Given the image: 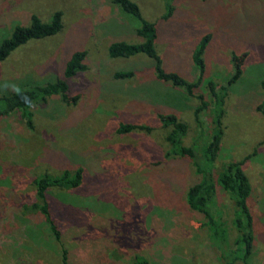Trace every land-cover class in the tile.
Here are the masks:
<instances>
[{
	"label": "rangeland",
	"instance_id": "374dc122",
	"mask_svg": "<svg viewBox=\"0 0 264 264\" xmlns=\"http://www.w3.org/2000/svg\"><path fill=\"white\" fill-rule=\"evenodd\" d=\"M130 1L155 25L163 71L196 83L194 97L162 82L143 54L107 56L111 43L144 41L135 33L138 20L109 0H0V43L32 16L48 22L57 11L62 24L0 62V96L53 82L73 53H85V69L66 81L65 100L51 96L27 107L32 129L20 112L0 119V264H62L60 249L66 264H264V118L255 111L264 100V0ZM166 5L172 11L163 20ZM203 41L200 74L192 56ZM117 72L132 75L115 79ZM208 84L225 90L215 171L250 155L242 165L250 186L248 255L236 243L230 197L216 190L209 227L185 203L196 180L191 162L165 158L161 118L184 123L183 145L198 152L210 139ZM199 95L207 107L194 119ZM119 125L142 129L117 134ZM77 168L78 187L47 193L55 243L43 216L29 208L32 180Z\"/></svg>",
	"mask_w": 264,
	"mask_h": 264
},
{
	"label": "trees",
	"instance_id": "16d2710c",
	"mask_svg": "<svg viewBox=\"0 0 264 264\" xmlns=\"http://www.w3.org/2000/svg\"><path fill=\"white\" fill-rule=\"evenodd\" d=\"M112 5L117 6L122 12L134 17L139 22V27L135 30L137 36L144 41L141 44H126L123 42L111 43L107 48L109 58H128L136 54H143L152 62L154 73L165 83L172 87L182 88L188 97H194L192 90L197 86L196 83H186L176 74L166 73L161 67V61L154 50L155 25L145 22L140 15L138 7L130 0H109ZM166 11L161 19L165 20L171 14L172 8L166 5ZM62 28L61 13L54 12L48 22H41L38 18L32 16L30 22L25 27H15L10 36L0 43V62L3 61L13 50L25 44L29 40H40L57 34ZM206 39V38H205ZM205 41L198 47L192 56L193 63L196 65L199 73L202 72L201 52ZM85 53L78 51L73 53L65 64L62 76L56 78L51 83L41 86H32L15 91L9 95L0 96V119L11 113L20 112L25 125L32 129L30 113L26 111L27 107L35 102H45L51 96H59L65 100L67 92L66 81L72 78L77 72L85 69L83 59ZM236 72V73H235ZM231 80L234 81L237 76L235 70ZM129 72H117L113 74L115 79H124L131 77ZM227 84V85H228ZM264 87V82H263ZM207 91L213 98L212 101V135L206 144L198 152L193 146H184L183 140L187 133V127L180 120L173 116L161 118V126L166 130L164 140L168 146L165 158H185L191 162L194 170L195 182L191 183L185 192V203L187 207L198 214H201L209 227H214L213 212H217L214 204L216 190L219 188L226 193L232 201L235 210L234 228L239 233V242L244 246V255H248L251 249V216L246 204L250 195V186L245 176L242 165L248 160L245 157L241 161L227 162L219 171H215V161L222 141V113L225 90L221 88V93H215V87L212 84L207 85ZM199 105L193 111V117L196 119L200 111L207 107L202 100V96H196ZM264 118V100L255 107ZM142 129L136 125H119L116 129L117 134H125L132 130ZM147 130V129H146ZM255 152H253L254 154ZM82 170L77 168L73 173L64 170L58 176L43 175L32 180L35 193V202L29 206L30 210L39 212L44 219L49 235L56 243L59 242V232L50 215L47 193L53 188L74 189L81 183ZM62 264H66V252L59 250ZM136 264H145L143 260L136 261Z\"/></svg>",
	"mask_w": 264,
	"mask_h": 264
}]
</instances>
